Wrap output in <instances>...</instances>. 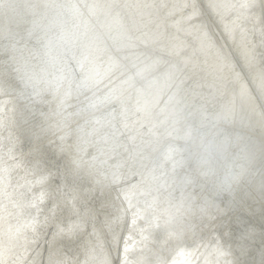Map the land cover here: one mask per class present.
<instances>
[{
    "label": "bare ground",
    "instance_id": "obj_1",
    "mask_svg": "<svg viewBox=\"0 0 264 264\" xmlns=\"http://www.w3.org/2000/svg\"><path fill=\"white\" fill-rule=\"evenodd\" d=\"M191 2L0 0V264H264V0Z\"/></svg>",
    "mask_w": 264,
    "mask_h": 264
},
{
    "label": "snow or ice",
    "instance_id": "obj_2",
    "mask_svg": "<svg viewBox=\"0 0 264 264\" xmlns=\"http://www.w3.org/2000/svg\"><path fill=\"white\" fill-rule=\"evenodd\" d=\"M186 7H191V9H192V17H194L195 15H196V13H197V10H198V5H197V3L195 2V0H192V2L190 3V4H188V5H185ZM190 19H191V17H190ZM262 80H264V77H262ZM67 151H71V147H69L68 149H67ZM118 179H119V177H115L114 176V178H113V183H116L117 181H118ZM56 206L59 208L60 207V204H59V202H57L56 203ZM67 211L70 213V214H78V212H77V210L75 209V208H73V207H71V206H68L67 207ZM53 214H55V209L53 210ZM115 238V237H114ZM104 264H108V262L107 261H105L104 262ZM157 264H164V261L161 259V260H158L157 261Z\"/></svg>",
    "mask_w": 264,
    "mask_h": 264
},
{
    "label": "rangeland",
    "instance_id": "obj_3",
    "mask_svg": "<svg viewBox=\"0 0 264 264\" xmlns=\"http://www.w3.org/2000/svg\"><path fill=\"white\" fill-rule=\"evenodd\" d=\"M254 71L257 72L262 69V56H261V50H260V43L257 41L255 42V61H254ZM259 154L264 156V149L259 150Z\"/></svg>",
    "mask_w": 264,
    "mask_h": 264
}]
</instances>
